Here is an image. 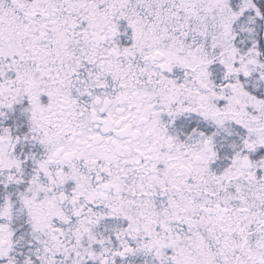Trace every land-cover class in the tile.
Listing matches in <instances>:
<instances>
[{
  "label": "snow or ice",
  "instance_id": "snow-or-ice-1",
  "mask_svg": "<svg viewBox=\"0 0 264 264\" xmlns=\"http://www.w3.org/2000/svg\"><path fill=\"white\" fill-rule=\"evenodd\" d=\"M0 264H264V0H0Z\"/></svg>",
  "mask_w": 264,
  "mask_h": 264
}]
</instances>
